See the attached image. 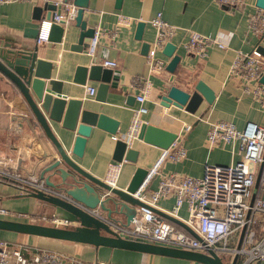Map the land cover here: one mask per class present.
Segmentation results:
<instances>
[{"label": "crops", "instance_id": "crops-1", "mask_svg": "<svg viewBox=\"0 0 264 264\" xmlns=\"http://www.w3.org/2000/svg\"><path fill=\"white\" fill-rule=\"evenodd\" d=\"M46 1L56 3L58 0L0 2V42L8 39L13 41L22 37L25 28L38 26L33 18L35 7ZM256 1L248 0L244 7H231L217 0H89L83 19L88 27L96 28L95 33L99 37L94 55L88 52L92 37L82 47H78L82 28L75 18L67 20L65 3H62L59 13L66 20L62 40H51L50 33L49 39H42L41 35L36 40L27 39L32 45L38 46L39 58L52 63V77L48 79L47 86L54 94L80 99L83 108L107 114L118 121L116 134L93 127L84 155L77 158L78 164L104 180L109 164L115 161L116 141L118 138L126 140L133 110L139 105L137 95L148 80L152 82V88L144 103L148 108L142 116L144 122L175 132L186 150V156L181 161L167 160L163 164L160 173L148 184V193L157 188L159 179L166 174L202 176L206 164L229 165L239 160V142L222 140L211 144L208 131L212 122L220 120L233 122L240 130H244L249 123L264 126V93H261L260 99L254 94L256 86H264V83L260 79L248 82L241 75L232 73L238 53L253 51L259 41L260 34L253 33L250 27L251 14L258 8ZM68 3L73 4V1L69 0ZM158 12H163L164 18L175 26V32L168 41L177 45L175 53L182 57L174 72L168 69L171 57L163 52L165 44L162 47L154 45L158 28L151 20ZM120 15L130 17L133 22L120 26ZM139 22H144L141 37L138 35ZM193 31L209 36L225 44V47L213 43L207 55L196 54L185 46ZM146 44H149L147 48ZM151 50H155V55L165 60V67L158 72L150 64ZM105 60H116L119 65L117 68L104 66ZM93 64L112 68L119 76L117 85L109 86L105 94L100 90L101 81L89 78L90 72L85 83L77 81L78 68L84 66L90 69ZM200 81L214 90L216 96L212 104L203 99L195 113L173 103L162 105L159 96L171 86L192 92ZM89 86L96 88L94 94L88 93ZM51 123L64 146L71 148L75 133L63 128L61 123ZM187 125H191L189 130L186 129ZM66 133L69 134L68 138L64 137ZM130 147L138 151V158L136 162L123 161L117 186L122 189L128 187L137 168L150 170L163 150L140 138L134 139ZM56 156L55 149L35 121L24 96L0 72V166L22 177H40L45 164ZM51 180L61 182L58 175H51ZM174 205L175 197L170 195L160 198L155 208L170 213ZM0 206L12 211L8 216L0 214V218L45 224H54L56 219L53 217V206L30 196L19 183L1 174ZM110 206L113 204L110 203ZM21 213L24 215H19ZM102 214L106 216L103 211ZM177 215L173 216L178 220L188 216L187 204L177 210ZM115 216L117 221H126L124 215ZM0 238L23 247L55 250L86 261L99 259L118 264L112 259L113 255L118 254L134 257L135 264H204L185 258L110 247L96 248L1 229ZM227 258H224L226 264L229 262Z\"/></svg>", "mask_w": 264, "mask_h": 264}, {"label": "built area", "instance_id": "built-area-1", "mask_svg": "<svg viewBox=\"0 0 264 264\" xmlns=\"http://www.w3.org/2000/svg\"><path fill=\"white\" fill-rule=\"evenodd\" d=\"M18 0H0L1 3ZM219 3L231 7H244L248 0H217ZM66 17L75 18L77 7L63 0ZM56 22L65 20L62 13L54 16ZM42 39H49L52 20H45ZM66 22V20H65ZM119 25H129L133 20L120 15ZM151 23L158 28V37L154 45L162 47L172 37L175 26L163 16V12L152 18ZM250 27L253 33L261 35L264 32V9L258 7L251 14ZM213 43L224 48L225 44L216 42L209 36L193 31L185 42L188 50L196 54L207 55ZM99 45L98 34L91 38L88 52L95 54ZM150 64L155 71L165 67V60L155 55V50L149 53ZM104 66L118 67L116 60H105ZM232 73L239 74L248 82L258 81L264 74V56L255 48L251 52H239L232 66ZM152 88L148 80L137 95L139 105L133 110V117L127 133L128 145L138 138L144 123L143 114L148 111L145 100ZM96 88L89 86L88 93L94 94ZM264 93V86L259 84L254 94L260 99ZM191 125H187V130ZM208 140L211 144L219 141L239 142L240 159L233 164H206L202 176L166 174L159 179L157 188L148 193L143 190L160 173L167 160L181 161L186 156L182 142L177 138L169 148H164L154 166L135 195L151 207H156L162 197L174 196L175 205L170 211L177 215V210L187 204L188 216L181 220L194 232L178 227L173 222L160 216L152 208L142 206L130 223L117 221L102 214L99 207L90 208L76 201L70 195L53 186H50L40 177H22L14 171L0 166V174L19 183L27 192L29 189L41 190L47 194L64 197L77 204L87 212L106 221L121 236L158 243L188 250L209 253L215 251L224 256L232 264L238 256L236 264H264V126L249 123L244 130L237 128L235 123L220 120L212 122L208 131ZM263 163L258 191L253 198L256 178ZM123 161H113L108 166L104 181L117 187ZM0 214L11 215L12 211L0 206ZM19 215H24L23 213ZM53 223L71 225L68 220L55 219ZM225 260V259H224ZM0 264H114L104 260H82L75 256L64 255L50 249H31L28 246L10 242L0 238Z\"/></svg>", "mask_w": 264, "mask_h": 264}, {"label": "water", "instance_id": "water-1", "mask_svg": "<svg viewBox=\"0 0 264 264\" xmlns=\"http://www.w3.org/2000/svg\"><path fill=\"white\" fill-rule=\"evenodd\" d=\"M68 2L69 0H63ZM78 6L75 19L81 26L78 47H82L87 39L93 37L95 27H88L83 19L89 0H72ZM121 2L122 0H118ZM62 4L56 5L53 1H46L43 5L35 7L34 20L38 23L36 27H27L22 37L0 42V72L14 84L28 103L30 112L34 116L38 126L43 130L46 138L51 142L57 156L42 168L40 178L46 183L59 190L65 191L76 201L90 208L99 207L106 213L108 218L116 219L115 215H124L125 222L130 223L142 206L152 208L164 217L179 223L187 230L197 236L182 220H178L168 212H161L151 207L135 195L145 180L148 170L137 168L134 177L126 189L114 187L103 179L92 175L83 169L77 162L82 158L88 138L91 136L93 127L97 126L116 134L118 121L107 114L83 108V101L75 98H67L63 94H54L48 88V79L52 77V63L38 57V46L32 45L27 39H38L45 28V20H52L50 39L61 41L65 32V20L56 22L55 14L59 13ZM256 5L264 9V0H257ZM144 22L138 23V35L141 37ZM149 44H146L145 48ZM177 45L168 41L164 47V54L171 57L168 69L174 72L181 60V55L175 53ZM256 49L264 56V32L260 35ZM77 81L85 83L87 75L89 78L101 81L100 90L105 94L109 86H116L119 76L112 68H106L101 64H93L90 69L81 66L78 68ZM264 83V74L260 78ZM215 92L204 81L196 84L192 92L186 91L178 86H171L166 93L159 97L162 105L169 106L173 103L179 107H185L187 111L195 113L203 99L212 104ZM52 121L61 123L66 130L75 133L71 148L64 146L52 127ZM65 138L69 137L66 133ZM175 132L144 122L138 138L161 148H169L177 139ZM48 156V154H47ZM138 151L130 147L126 140L118 138L114 150L115 161L136 162ZM263 163L256 178L255 197L260 184V176ZM50 173V174H48ZM51 175H58L61 182L51 180ZM62 183V184H61ZM147 187L143 190L146 192ZM28 194L43 200L53 206V217L60 220H68L71 225L45 224L32 221H21L0 218V229L18 233L36 235L49 240H64L82 245H91L96 248L110 247L132 251H140L151 254L165 255L171 257L185 258L204 264H226L224 256L215 251L209 253L188 250L158 243L141 240L128 239L121 236L106 221L87 212L82 207L68 199L47 194L41 190L29 189ZM110 203L113 206H110ZM238 256H235L232 264H236Z\"/></svg>", "mask_w": 264, "mask_h": 264}, {"label": "rangeland", "instance_id": "rangeland-1", "mask_svg": "<svg viewBox=\"0 0 264 264\" xmlns=\"http://www.w3.org/2000/svg\"><path fill=\"white\" fill-rule=\"evenodd\" d=\"M122 250H125V249H122ZM112 259H113V262L118 263V264H135V258L130 257V256H120L118 254H115L113 255Z\"/></svg>", "mask_w": 264, "mask_h": 264}, {"label": "trees", "instance_id": "trees-1", "mask_svg": "<svg viewBox=\"0 0 264 264\" xmlns=\"http://www.w3.org/2000/svg\"><path fill=\"white\" fill-rule=\"evenodd\" d=\"M33 249H39V248H35V247H34Z\"/></svg>", "mask_w": 264, "mask_h": 264}]
</instances>
